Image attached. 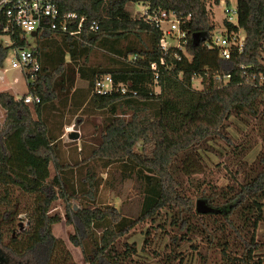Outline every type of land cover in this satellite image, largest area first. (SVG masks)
<instances>
[{
  "label": "trees",
  "instance_id": "trees-1",
  "mask_svg": "<svg viewBox=\"0 0 264 264\" xmlns=\"http://www.w3.org/2000/svg\"><path fill=\"white\" fill-rule=\"evenodd\" d=\"M52 1L60 14L74 13L85 21L78 39L47 30L34 36L32 54L39 70L25 76L31 80L27 92L39 104L0 93L5 112L0 126V246L30 264H76L66 243L53 234L63 219L52 212L60 201L64 221L74 230L68 242L80 249L85 264H186L180 249L187 243L198 255L189 264H221L219 255L227 264H263L255 256L262 244L254 232L264 220V0H236V26L223 21L227 32H244L242 51H233L229 60L220 58L213 43L207 10L212 0ZM133 4L145 5L149 14H173L186 32L182 47L160 51L162 32L154 23L133 18L127 11ZM93 23L96 32L89 30ZM4 24L2 20L0 37L7 35ZM8 35L11 49L26 47L19 30ZM10 48L0 46V68ZM105 75L115 85H125L126 93L94 94V83ZM79 79L85 88L76 87ZM195 79L201 89L193 88ZM89 112L102 115L96 144L80 148L70 159L63 135L71 124L64 117ZM77 119L75 125L82 124ZM230 119L260 133L261 150L253 161L246 158L256 141L249 134L243 141L230 139ZM213 141L229 149V166L231 159L237 163L236 183L204 194L214 212L199 215L182 193V181L206 172L200 153L207 155ZM113 165L120 166L122 179L134 178L141 186L136 219L99 203L107 184L102 175ZM20 216L26 226L18 223ZM161 216L167 220L157 226ZM210 220L221 221L229 237L209 227ZM167 222L168 244L161 249L159 234ZM144 226L138 247L130 239ZM198 237L206 239L205 247L191 244ZM230 248L234 258L226 254ZM0 264H6L1 256Z\"/></svg>",
  "mask_w": 264,
  "mask_h": 264
},
{
  "label": "rangeland",
  "instance_id": "rangeland-1",
  "mask_svg": "<svg viewBox=\"0 0 264 264\" xmlns=\"http://www.w3.org/2000/svg\"><path fill=\"white\" fill-rule=\"evenodd\" d=\"M213 1L214 0L207 2V10L209 12L212 25L214 26V38L219 39L224 34L222 25L225 17L224 10L229 6V9L231 11H235L236 0H220V2H224V5H222L220 2L218 5L214 4ZM146 9L147 7L143 4H133L127 6V11L133 16V18L142 17L145 11H147ZM172 18L173 17H171V19ZM232 20L233 22H235V14H232ZM162 28L166 29L167 25L163 24ZM239 35L240 38L243 40L244 32L242 30L239 32ZM27 42L31 48H35L37 44V39H34V37L28 35ZM6 44L8 46L10 45V39L8 36L2 35L0 37V46L6 47ZM6 55L7 56L3 61L2 67L0 68V73L3 74V77H0V93L9 92L13 96L18 95L23 97V95L28 94L27 86L31 80L27 78L25 74L20 73V71H18L17 69H11V59L14 55L11 51H8ZM66 58L68 59V56ZM95 61L96 58L91 59V62ZM192 86L195 89H201L200 80L195 79L192 82ZM76 87L85 88L86 82L79 79L76 82ZM155 89L156 92L159 91L158 88ZM65 116L66 117H64V123L66 120L71 125L66 126L64 128L65 130L63 135V141L65 144L64 148L67 151L68 158L70 157L71 159L74 158L75 155H77V153L80 151V148L86 147L87 149L91 148L96 144V140L98 139L97 127H99L101 123L102 115L99 112H89L86 115H82L83 117L81 116V114H78L73 117L69 116V114H66ZM4 117L5 112H1L0 110V126L4 121ZM77 118H81L83 122L82 124L77 125L79 129L78 131H76L78 139L71 141L68 139V135L74 131L72 127L73 125H75V121ZM229 123L230 126L227 128L226 133L230 139H233L235 141H243L247 139L245 138V135L249 134L251 136V140L256 141V144H252L255 145V147L250 150V153L246 158L247 162L253 161V159L261 150L260 133L257 129H251V124L246 127L242 121H238L236 119H230ZM137 149H141V146L139 144L137 145ZM208 150L209 151L206 150L207 155H205L204 152L200 153L201 157L203 158V162L206 164V172L203 171V173L195 174L191 178H184L182 181V193L188 200L192 201L194 211L196 208L197 200L205 201V203L211 207V205L207 203V201L204 199V194L211 192L210 190H212L213 187H216L218 189H226L227 186H232L234 183H236L233 181V177L236 175L235 170L237 167V163L234 159H231L230 161L231 166L226 163V158L229 153V149L226 147V145L223 144L221 141H213L208 145ZM119 167L120 166L118 165H113L109 167L106 172L102 175L103 179L107 181V184H103V186L101 187L99 194V203L112 206L117 210L121 211L124 216L131 219H136L139 215L140 207L142 204L141 186L135 181L134 178L122 179L123 174L121 173ZM49 172V178H52L55 174L54 168L50 166ZM237 179L240 181L239 177ZM75 207H77V204H75ZM52 212L55 214H60L63 218L61 223L53 228L54 236L62 240V242L66 243L68 250L71 252L72 259L76 264H85L84 260H82L80 249L73 247L72 244L68 242V237L74 232V230L72 226L67 225L64 221V206L60 203V201L53 204ZM19 219H22V221H19L18 223L22 224L23 226H26L24 217L20 216ZM164 219L165 218L161 216L158 219L157 226L160 224H164ZM207 224L212 229L216 228L220 230V233L224 234L225 237H229L226 231H222V228H224V226L221 221L215 222V220H210L209 222H207ZM147 228V226L140 227L137 230L138 233L136 234V236L130 239V241H135L138 247L141 246L143 237L141 236L140 231H146ZM154 229L155 228H153L151 231H154ZM169 231V223L167 222L165 226V231H162L159 234L160 241L158 243V246L161 249H163L168 244L166 232ZM248 234L250 235L252 234V232H249ZM254 237L257 241L262 244V249L257 251L255 253V256L256 258L260 259L261 262H263L264 264V220L258 225L257 229L255 230ZM205 241L206 239L198 237L191 244L195 246L201 244L203 248L206 246ZM180 252H183L185 254L186 264H189L190 260H196L198 257L197 250H193L190 247V243L183 245L180 249ZM226 254L230 258H234L235 255L232 248L226 251ZM0 256L5 260L6 264H30L29 262L15 259L10 255L9 252L4 250L1 246ZM219 257H221V264L228 263L222 255H219Z\"/></svg>",
  "mask_w": 264,
  "mask_h": 264
},
{
  "label": "built area",
  "instance_id": "built-area-1",
  "mask_svg": "<svg viewBox=\"0 0 264 264\" xmlns=\"http://www.w3.org/2000/svg\"><path fill=\"white\" fill-rule=\"evenodd\" d=\"M225 1V0H224ZM224 5V2H220ZM226 8V7H225ZM147 10V9H146ZM225 17L223 21L234 24L236 26V12L228 8L224 10ZM232 14H235V22L232 20ZM171 17H173L171 19ZM146 23L155 24V26L162 32V37L159 41V49L164 54L168 53L172 47L181 48L185 43L186 32L180 28V21L173 15L162 11L152 12V14L145 11L141 17ZM5 20L2 26V32L7 34L10 39V45L6 44L7 48L13 46L11 36L8 35L9 30L16 28L20 32L23 39H27L28 35L42 33L47 30L49 32L61 33L71 38L78 39L80 35L84 18H80L74 13L60 14L52 0H1L0 1V24ZM166 24L167 28L163 29L162 25ZM98 29L97 23L91 24L89 30L96 32ZM224 34L219 39L213 40L214 46L219 50V56L223 60H229L233 51H242V42L239 32H227L223 28ZM12 33V31H10ZM33 37V36H32ZM173 40V41H172ZM14 55L11 59V69H17L20 73L33 75L39 70V65L32 54V48L26 40V47L22 50L17 48L10 50ZM131 60L135 61L133 57ZM164 63L161 58L160 64ZM156 64L150 65V70L155 73V79L158 77V70ZM3 77V75H0ZM119 91L121 94L126 93V86L123 84H114L111 76L105 75L94 83L93 93L96 95H110ZM16 101H23L25 104L34 106L40 103L38 97L30 94L21 96H14Z\"/></svg>",
  "mask_w": 264,
  "mask_h": 264
},
{
  "label": "water",
  "instance_id": "water-1",
  "mask_svg": "<svg viewBox=\"0 0 264 264\" xmlns=\"http://www.w3.org/2000/svg\"><path fill=\"white\" fill-rule=\"evenodd\" d=\"M31 36L34 37V34H32ZM1 75H3L2 73H0ZM72 129L74 130L73 132H71L68 135V139L71 141L77 140L78 136L76 135V131H78V126L77 125H73ZM195 211L197 214L199 215H206V214H210L214 212V209L210 206H208L205 201L202 200H197L196 202V208Z\"/></svg>",
  "mask_w": 264,
  "mask_h": 264
},
{
  "label": "crops",
  "instance_id": "crops-1",
  "mask_svg": "<svg viewBox=\"0 0 264 264\" xmlns=\"http://www.w3.org/2000/svg\"><path fill=\"white\" fill-rule=\"evenodd\" d=\"M1 75V74H0ZM9 93V92H8ZM28 95V94H27ZM1 112H3V110L0 108ZM4 114V113H3Z\"/></svg>",
  "mask_w": 264,
  "mask_h": 264
}]
</instances>
